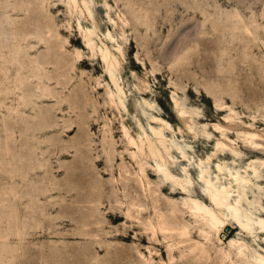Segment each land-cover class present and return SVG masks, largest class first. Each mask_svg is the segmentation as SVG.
I'll return each mask as SVG.
<instances>
[{
  "label": "rangeland",
  "instance_id": "374dc122",
  "mask_svg": "<svg viewBox=\"0 0 264 264\" xmlns=\"http://www.w3.org/2000/svg\"><path fill=\"white\" fill-rule=\"evenodd\" d=\"M86 1L0 0V264H225L238 237L248 255L262 250L264 234L244 237L231 215L211 241L186 212L179 225L209 256L181 252L190 243L155 236L128 203L140 194L151 202L129 136L147 141L163 118L172 127L160 151L173 156L168 164L189 193L227 187L244 213L264 218V155L242 146L250 131L264 145V0ZM101 48L116 58L124 105ZM207 64L211 76L202 75ZM218 141L241 155L226 148L217 157ZM153 165L146 168L164 211L172 201L186 209L187 194L158 190ZM230 171L249 182L236 184Z\"/></svg>",
  "mask_w": 264,
  "mask_h": 264
},
{
  "label": "bare ground",
  "instance_id": "6f19581e",
  "mask_svg": "<svg viewBox=\"0 0 264 264\" xmlns=\"http://www.w3.org/2000/svg\"><path fill=\"white\" fill-rule=\"evenodd\" d=\"M84 1L85 3H87L86 0ZM70 2H72L75 5V7L78 6V0H70ZM79 24H80V27H82L81 23ZM92 34H93V30H89L87 32V29H86L87 45L91 48H94L93 39L91 37ZM101 51H102L103 59L106 64L107 73L109 77L112 79V81L114 82V84L116 85L118 96L121 102L120 104L124 105V100L121 98V93H123L124 91L121 85L119 84L117 76L115 74L116 58L115 59L112 58V55L110 54L108 49L105 50L101 48ZM82 61H85V60L83 59ZM208 66L209 67H207L206 69L204 68V71H202L203 76H211L214 74V66L212 65L213 66L212 67L210 66V64ZM200 67L202 66L200 65ZM218 75L220 77L219 80L226 81L227 79L226 73L222 72L221 74H218ZM241 88L243 90L242 86ZM220 92L223 95L226 93L224 89L220 90ZM109 94H110V97L112 98V101L115 102L116 95H115L114 90H112L110 86H109ZM232 96H230L231 99L233 98ZM234 99L235 98H233L232 100ZM234 101L236 102V100ZM220 105L223 106L224 104H220ZM176 106H178L177 116L180 119L186 120L187 123L190 124L188 122V119H189V116L187 115L188 110L185 109V107L180 106L179 104L178 105L176 104ZM221 110H223V108H221ZM228 117H231V116H228ZM154 118H157V117H154ZM157 120L164 124V128L172 127L163 118H157ZM215 126L218 129L223 130V126L217 125V124ZM189 127L192 128L191 125ZM164 128L151 127L153 134L148 135L147 141H145V139H141L140 143L134 137L129 136V144L133 145V148H136L132 154L134 157L137 158L138 162L140 163V166H141L140 169L144 175L140 179L139 182L141 186L143 187L144 195L151 199V202L148 201L146 203H142L143 201L141 202V198H140L141 194L138 198H131V200L128 203L130 216L134 218H138L139 220H141V218L145 219L144 220L145 226L150 228L153 231V234L155 236H157L161 232V234L165 238L173 240L175 236L179 235L180 236V239L178 240L179 243H184V244L190 243V244L184 248L179 249L180 248L179 247L177 249H179L181 252H185L184 250L190 249V253L191 252L195 253L198 256L207 255L208 257L209 252L205 246L202 247L199 245V243L193 242L191 244V242L193 241L191 237L192 228L189 225H185L182 228L179 225L178 220L184 218L186 212H189V214L195 219L196 224L193 226V229H199L202 232V234L207 238V240L208 239L211 240L214 234L218 235L219 237L221 231L226 227V225H228L227 215H231V219H233V223L235 225L234 228L239 229L244 234V237L250 238L251 236L257 235V233L264 234V218L254 221V219L251 216H249L246 212L244 213L242 210V204H241L242 200L231 198L230 190L227 187L217 188L214 186V189L208 190L207 193H203L200 191L189 193V190L187 189V185L184 183V181L176 178L174 173L177 172V169L174 168V165L170 166V163H172L173 161H170V163L168 164V161L173 156L169 154L171 157L167 158L160 151L159 143L165 146L167 150L169 149L167 148L166 143H165L166 141H165ZM125 132L126 134L129 135L127 129ZM259 136L260 134H258L257 132H251V131L246 132L244 134V139H243V142H244V144L242 145L243 148L247 150L249 153L264 155V145L262 142L258 140ZM217 146H218V150H217V153H215L217 154V157H220L222 154L226 155V153H223V150H225L226 148L230 149L232 152H234L237 155H241V152H239L235 147L223 141H218ZM208 158L210 159L212 157L208 156ZM145 159H146V162H144ZM152 161H155L156 163V166L153 165L155 166L154 170L157 171L158 173L157 175L160 178V181L159 182L157 181L158 190L163 193L165 190L169 189L170 186H172L173 190L170 191L171 194H178V193L187 194V197H185L182 201L183 204L186 206V209L181 208L180 204L177 201H172L171 202L172 212L168 214L167 212L164 211L165 206L163 207V205L159 202V200H157L156 197L154 196L157 190H154L151 186L152 180L150 176L154 175V172L152 171L150 172L146 168V165ZM259 164L264 165V159H260ZM217 169L219 171H222L224 169V166L221 163H218ZM253 169L255 173L258 172L257 168L254 167ZM229 173L232 179L238 185H240L241 183L247 184L249 182V179L241 175L238 171H234V172L230 171ZM204 181L207 183H211V180H208L205 177H204ZM176 185L178 187H176ZM197 196L203 197V199L205 200L207 204L204 201H200L197 198ZM208 202L210 204H208ZM133 208H136L138 213L141 214L140 217H137L134 215ZM254 223H258V226L255 227ZM255 229H259V232ZM232 232H234V229L231 230V233ZM238 238L230 239L229 250L224 251L222 253L223 261L229 262L225 264H235V262H239V264H264V248L262 250L256 249L254 253L251 254L250 256L246 252V249L249 248L247 241H245L241 237H238ZM219 239H221V237H219ZM173 245L174 243L169 244L171 249L174 248Z\"/></svg>",
  "mask_w": 264,
  "mask_h": 264
}]
</instances>
